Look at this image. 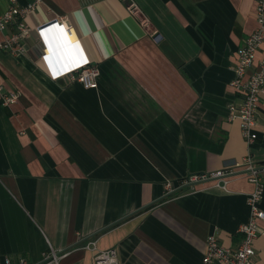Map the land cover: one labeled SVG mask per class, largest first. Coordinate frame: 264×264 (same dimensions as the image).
<instances>
[{"label": "crops", "instance_id": "obj_1", "mask_svg": "<svg viewBox=\"0 0 264 264\" xmlns=\"http://www.w3.org/2000/svg\"><path fill=\"white\" fill-rule=\"evenodd\" d=\"M131 1L146 28L125 0H38L22 20V50L0 54L5 91L20 94L0 104V264H93L107 249L119 264H203L209 235L228 249L240 243L253 190L245 177L168 196L164 184L245 156L264 183V95L252 144L229 119L242 101L229 82L256 28L255 2ZM8 7L0 0V12ZM55 19L70 32L37 31ZM84 61L98 68L96 89L52 79ZM254 250L252 264H264V236Z\"/></svg>", "mask_w": 264, "mask_h": 264}, {"label": "built area", "instance_id": "obj_2", "mask_svg": "<svg viewBox=\"0 0 264 264\" xmlns=\"http://www.w3.org/2000/svg\"><path fill=\"white\" fill-rule=\"evenodd\" d=\"M127 2L126 10L131 16L139 19L142 27L148 26V20L141 13L139 8L131 1ZM254 16L256 28L252 33L244 38L242 45L236 50V65L233 68V79L229 86L241 96V104L236 107L229 106L231 113L229 119H238L242 138L247 145L252 144L257 135L255 133L256 110L264 95V0H254ZM9 7L4 12H0V34L4 33L9 26H15L16 32L8 37L0 39V54H14L22 50L20 42L27 37L29 28L22 21L23 17L31 12L38 0L33 4L24 7L17 5V0H8ZM58 27L62 33L68 34L69 27L62 19H55L37 28L41 31L48 27ZM158 38V35L155 36ZM257 54H260L257 59ZM66 77L70 82H77L87 89H96L99 77L98 68L88 61L71 67L65 72L52 76L53 80ZM19 92H6L0 79V104L9 107L19 99ZM262 168H259L251 157L245 156L239 161L222 166L220 169L186 176L177 187L173 182L166 181L164 184L165 195H171L181 188L188 189L189 192H196L195 187L204 183H211L213 188L225 190L231 178L242 176L252 184L253 190L247 196L249 207V218L238 228L241 240L234 250L217 244L213 235H209L205 241V251L203 252V264H252L255 257L254 242L259 236H264V228L259 226V222L264 223V212L260 209V203L264 191V183L261 176ZM94 245V243H89ZM56 260L54 253L51 254ZM8 264V260H5ZM19 264H26L20 260ZM93 264H119L115 249L97 250L93 256Z\"/></svg>", "mask_w": 264, "mask_h": 264}, {"label": "bare ground", "instance_id": "obj_3", "mask_svg": "<svg viewBox=\"0 0 264 264\" xmlns=\"http://www.w3.org/2000/svg\"><path fill=\"white\" fill-rule=\"evenodd\" d=\"M70 36H71V39H72L73 33H71V35H70ZM72 40H73V39H72Z\"/></svg>", "mask_w": 264, "mask_h": 264}]
</instances>
